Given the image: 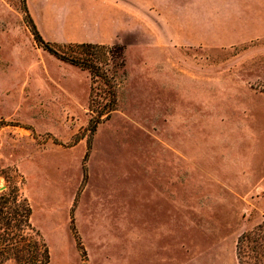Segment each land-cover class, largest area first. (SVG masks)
<instances>
[{"label": "rangeland", "instance_id": "rangeland-1", "mask_svg": "<svg viewBox=\"0 0 264 264\" xmlns=\"http://www.w3.org/2000/svg\"><path fill=\"white\" fill-rule=\"evenodd\" d=\"M29 17L52 44L125 48L95 132L90 74ZM6 179L49 264H239L243 235L264 264V0H0Z\"/></svg>", "mask_w": 264, "mask_h": 264}, {"label": "trees", "instance_id": "trees-1", "mask_svg": "<svg viewBox=\"0 0 264 264\" xmlns=\"http://www.w3.org/2000/svg\"><path fill=\"white\" fill-rule=\"evenodd\" d=\"M25 13L29 16L26 7ZM32 28L36 41L44 50L60 61L90 74L92 91L89 110L93 113L90 124L95 132L98 124L103 119H108L116 110L117 86L106 67L118 58L124 66L125 48L120 45L110 47L93 43L52 44L44 41L33 21ZM101 101L105 103L101 105ZM6 182L0 188V264H49L50 251L40 231L32 224L33 209L28 199L21 193L18 183L14 184L9 179ZM246 237L241 236L237 244L239 264H245L241 255L244 239L248 238Z\"/></svg>", "mask_w": 264, "mask_h": 264}]
</instances>
